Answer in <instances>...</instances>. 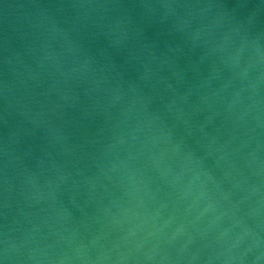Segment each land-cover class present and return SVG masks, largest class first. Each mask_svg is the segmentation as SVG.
<instances>
[{"label":"water","instance_id":"95a60500","mask_svg":"<svg viewBox=\"0 0 264 264\" xmlns=\"http://www.w3.org/2000/svg\"><path fill=\"white\" fill-rule=\"evenodd\" d=\"M0 264H264V0H0Z\"/></svg>","mask_w":264,"mask_h":264}]
</instances>
